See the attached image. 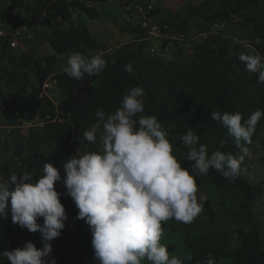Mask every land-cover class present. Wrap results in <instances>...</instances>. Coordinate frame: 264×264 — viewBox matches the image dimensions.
I'll list each match as a JSON object with an SVG mask.
<instances>
[{"label": "trees", "instance_id": "1", "mask_svg": "<svg viewBox=\"0 0 264 264\" xmlns=\"http://www.w3.org/2000/svg\"><path fill=\"white\" fill-rule=\"evenodd\" d=\"M33 1L46 7L48 14L53 16L41 21L44 22L42 32L37 35L52 52L37 60L32 52L18 58L12 57L8 39H0V56L8 55L15 69L10 72L0 66V80L5 81L8 89L9 103L6 106L15 116L21 122L41 121L43 126L30 129L26 135L20 132L12 157L0 168V180H8L12 174L17 175L20 169L29 168L34 170L32 182H35L42 174L44 163H52L61 174V181L55 187L61 193V202L68 214L61 236L51 242L56 264H98L81 256L82 220L76 219L78 209L73 199L64 195L67 189L64 193L61 191L65 159L77 151L80 153L85 141L88 151H100L96 143H89L84 138V132L96 122V111L114 112L121 106L122 97L129 88L142 86L145 92L143 114L159 120L182 167L196 175L191 168L192 162L184 159L188 149L183 146L180 137L191 127L200 136V143L207 145L209 154L220 150L238 156L240 151L232 138L228 137L227 129L221 122L212 121L211 113L216 110L222 113L240 112L243 119H247L257 109L264 111V84L258 82V74L246 71L245 65L238 59L241 53H255L231 38L222 34L208 35L190 49L191 57L183 59L179 55L167 60L159 52L150 51L152 42L146 39L147 32L139 26H122V31L131 34L132 40L117 48L102 47L106 68L99 75H85L83 80L77 81L63 71H56L57 57L76 52L94 56L89 52L98 49L99 43L83 16L90 21L99 20L102 15L100 6L111 0ZM259 1L237 0L235 11L249 10ZM24 7L22 0H10L11 12L23 10ZM219 16L218 13L204 16L203 19L212 22ZM11 18H14L12 14ZM29 27H33V24L30 23ZM254 32L263 39L258 53L264 57V25L254 28ZM128 63L133 65L132 74L124 71ZM30 72H34L38 79L35 85L28 80ZM50 78L58 83L57 90L52 94L66 96V100L59 105L42 95L43 85ZM78 88L89 89L91 97L79 93ZM4 97V92H0L2 101H5ZM260 134H263L262 138H259ZM252 141L249 149L258 143L260 160L264 162V117L258 122ZM245 170L246 167L242 165V171L234 181H229L215 170H210L203 177L196 176L199 191L205 183H209L216 188H229L238 193L240 203L238 212L234 214V222L239 226L236 230L237 243L231 245L225 229L195 235L190 224L177 223L186 246L184 255H178L184 264H204L209 254L217 264H264V239L255 211L262 188L248 179ZM205 208L211 217L215 215L210 202H205ZM38 223L43 224V218ZM27 231L12 222L10 212L8 217L0 218V252L22 248L26 242H33ZM38 243L42 248L41 239ZM169 249L175 250L176 247ZM189 255L191 261L186 259ZM91 256L94 258L93 249ZM0 264H9V261L0 257Z\"/></svg>", "mask_w": 264, "mask_h": 264}, {"label": "clouds", "instance_id": "2", "mask_svg": "<svg viewBox=\"0 0 264 264\" xmlns=\"http://www.w3.org/2000/svg\"><path fill=\"white\" fill-rule=\"evenodd\" d=\"M238 59L264 84V57L241 53ZM106 66L101 53L89 57L76 52L68 57L62 71L81 81L85 75L101 74ZM124 71L132 74L133 65H125ZM144 95L142 86L131 87L114 112L98 109L96 122L84 132V138L92 144L99 140L101 150L77 151L64 162V195L73 199L78 209L76 219L90 228L98 264H184L161 243L162 224L169 220L191 224L202 213L206 198L198 197L196 176H206L210 170L229 181L239 176L245 158L250 156L248 145L264 117L259 109L247 119L240 112L212 111V121L227 129L240 151L238 156L220 150L209 154L207 145L200 143V136L189 127L180 140L188 149L184 159L192 162L193 175L182 167L159 120L143 114ZM32 180L30 172L0 180V218L10 212L12 222L21 229L41 234L43 247L28 241L22 248L5 249L0 257L9 264H56L51 242L61 236L68 220L55 187L61 174L52 163H44L42 174ZM40 218L43 224L38 223ZM186 259L191 261L192 257ZM204 264L217 262L209 254Z\"/></svg>", "mask_w": 264, "mask_h": 264}, {"label": "rangeland", "instance_id": "3", "mask_svg": "<svg viewBox=\"0 0 264 264\" xmlns=\"http://www.w3.org/2000/svg\"><path fill=\"white\" fill-rule=\"evenodd\" d=\"M22 1L25 4L24 9L11 12L9 10L10 0H0V29L9 32L14 28L11 14L13 17H18L22 24L30 25L32 23L33 27H29L28 32L19 40L18 49L10 51L9 54L18 58L24 53L32 52L34 59L37 60L52 52L48 44L37 37L42 32L41 27L44 22H41L43 20L35 22V20L39 14L46 10V7L33 0ZM235 2L237 0H111L100 6L102 15L99 20L90 21L85 15L83 16L88 22L92 35L99 43V48L90 51L89 54L96 55L102 53V47L117 48L129 42L133 37L128 32H123L121 27H140V22L146 17L152 18L154 24H171L166 34H160V38L152 39L148 35L146 37L147 40L152 42L151 48H155L167 60L178 58L179 55L183 59L191 57L190 49L193 46L206 36L217 34L231 38L249 50L254 49V53L257 54L258 47L263 44V39L255 34L254 28L264 25V0H260L249 10L240 12L235 11ZM218 13L220 16L212 22L203 19L204 16L209 17ZM48 16L51 19L53 18L52 14H48ZM29 40L31 43L28 42ZM170 42L172 48L166 51V44ZM70 55L71 53H67L64 56L57 57L56 71H62ZM0 66L10 72L15 70L8 55L0 56ZM28 78L31 85L38 80L34 72H30ZM0 87H3L1 92H4V100L9 101L8 89L4 80H0ZM50 97L56 105L66 100V96L61 93L52 94L51 92ZM30 127L29 124L27 127L20 124V129L26 133L29 132ZM41 127L39 126L37 129ZM262 136L263 134H260L259 138H262ZM249 150L250 156L245 158L242 165L246 167L245 175L248 179L254 185H259L262 188V193L255 204V211L264 239V162L260 160L258 143L254 144ZM8 151L6 159L0 157V168L13 155L10 148ZM84 152H88L86 141L80 153L83 154ZM13 167L16 168L14 163ZM61 191L62 193L66 191L64 185L61 187ZM199 196L206 199L204 200L202 213L190 224L191 230L197 235L213 229H225L229 235L231 245L235 246L237 243L236 230L239 227L234 222V214L238 212L240 203L238 193L229 188L220 189L205 183L198 193ZM206 201L211 203L212 210L215 212L212 217L205 208ZM227 212L231 214L229 215ZM177 223L179 222L168 221L162 224L164 234L161 243L168 247L170 254L182 257L186 252V246L182 235L178 232ZM83 234L80 254L84 259L97 263L91 256L93 249L92 236L85 221ZM27 235L36 247L40 248L38 242L41 239V234L27 231ZM171 246L176 247V249L170 250L169 247ZM144 264H148V262L145 261Z\"/></svg>", "mask_w": 264, "mask_h": 264}, {"label": "built area", "instance_id": "4", "mask_svg": "<svg viewBox=\"0 0 264 264\" xmlns=\"http://www.w3.org/2000/svg\"><path fill=\"white\" fill-rule=\"evenodd\" d=\"M48 16V10H44L41 14L38 15L36 20L41 21L44 20ZM12 23L14 24V28L10 32H5L0 29V39L7 38L8 39V49L10 51H15L19 47V40L24 36L26 32L29 30L28 24H22L18 17H14L12 19ZM140 27L147 32V35L152 39H157L161 37V33L166 34L169 25L168 24H161L158 23L154 24L152 18H145L143 21L140 22ZM170 39V37H168ZM171 42L166 46L165 50L168 51L171 48ZM150 51L152 53H156L157 50L155 48H151ZM57 81L54 78L48 79L43 85V93L42 95L48 96L50 99L51 92L57 90ZM40 95V96H42ZM36 123V124H35ZM38 123V124H37ZM22 125L27 127V125H31L30 129H37L39 126H43L41 121H24L21 122ZM29 129V130H30Z\"/></svg>", "mask_w": 264, "mask_h": 264}, {"label": "crops", "instance_id": "5", "mask_svg": "<svg viewBox=\"0 0 264 264\" xmlns=\"http://www.w3.org/2000/svg\"><path fill=\"white\" fill-rule=\"evenodd\" d=\"M35 84H37V82ZM3 87H0V92L3 90L2 89ZM8 103L9 101L7 99H5V101L0 100V140L2 142V147L0 148V157H2L3 159H6L7 153H9L8 151L9 148H10V152H14L16 138L22 131L20 129L21 121L15 116L13 111L6 106V104ZM23 131L22 133L26 135L27 133ZM8 143L10 144V146ZM12 143H13V146H12ZM96 145L101 150L99 140H97ZM25 172H30L34 175V170L29 169V168H23V169H20L17 176L19 177L23 175ZM83 224H84V221L82 220V233H83Z\"/></svg>", "mask_w": 264, "mask_h": 264}, {"label": "water", "instance_id": "6", "mask_svg": "<svg viewBox=\"0 0 264 264\" xmlns=\"http://www.w3.org/2000/svg\"><path fill=\"white\" fill-rule=\"evenodd\" d=\"M77 91H78L79 93H83V94H85V95L88 96V97H91V92H90V90L87 89V88H78Z\"/></svg>", "mask_w": 264, "mask_h": 264}]
</instances>
